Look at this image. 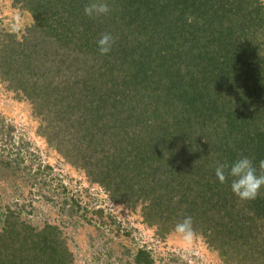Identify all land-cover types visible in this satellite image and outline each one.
Here are the masks:
<instances>
[{"label":"trees","instance_id":"trees-1","mask_svg":"<svg viewBox=\"0 0 264 264\" xmlns=\"http://www.w3.org/2000/svg\"><path fill=\"white\" fill-rule=\"evenodd\" d=\"M12 0L31 18L0 40V79L31 105L38 134L159 234L191 216L224 264H264V186L252 201L215 166L264 160L261 0ZM191 20V22H189ZM115 38L102 55L101 33ZM99 211V216H100ZM56 227L9 213L0 264H72ZM140 249L136 264H153Z\"/></svg>","mask_w":264,"mask_h":264},{"label":"rangeland","instance_id":"rangeland-1","mask_svg":"<svg viewBox=\"0 0 264 264\" xmlns=\"http://www.w3.org/2000/svg\"><path fill=\"white\" fill-rule=\"evenodd\" d=\"M31 22L12 0H0V40L20 37ZM32 108L0 79V232L9 213L36 231L56 227L72 264H136L142 248L153 264H224L200 234L185 246L174 230L148 227L141 205L112 201L38 134Z\"/></svg>","mask_w":264,"mask_h":264},{"label":"clouds","instance_id":"clouds-1","mask_svg":"<svg viewBox=\"0 0 264 264\" xmlns=\"http://www.w3.org/2000/svg\"><path fill=\"white\" fill-rule=\"evenodd\" d=\"M109 12L110 6L106 0H92L84 7V14L88 17H100ZM114 43L115 38L111 33H101L97 41L100 53L108 54ZM215 176L221 184L231 177L230 187L233 194L241 201H252L260 195V189L264 186V160L259 162V174L252 159L247 156H241L232 164L218 162L215 166ZM174 232L185 246L191 245L195 238L192 217L185 216L175 225Z\"/></svg>","mask_w":264,"mask_h":264},{"label":"built area","instance_id":"built-area-1","mask_svg":"<svg viewBox=\"0 0 264 264\" xmlns=\"http://www.w3.org/2000/svg\"><path fill=\"white\" fill-rule=\"evenodd\" d=\"M143 249V248H142Z\"/></svg>","mask_w":264,"mask_h":264}]
</instances>
